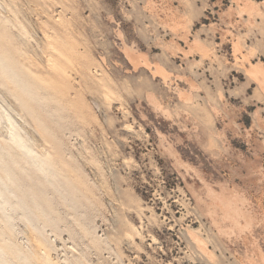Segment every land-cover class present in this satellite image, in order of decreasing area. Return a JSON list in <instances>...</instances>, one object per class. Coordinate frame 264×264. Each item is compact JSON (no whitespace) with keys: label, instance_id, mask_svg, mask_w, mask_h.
<instances>
[{"label":"rangeland","instance_id":"1","mask_svg":"<svg viewBox=\"0 0 264 264\" xmlns=\"http://www.w3.org/2000/svg\"><path fill=\"white\" fill-rule=\"evenodd\" d=\"M1 2L0 264H51L63 190L103 167L101 146L156 219L132 255L101 236L98 264H264V0ZM129 24L147 50L122 54L156 86L114 102L105 126L89 97L116 93L96 50L127 44Z\"/></svg>","mask_w":264,"mask_h":264},{"label":"clouds","instance_id":"2","mask_svg":"<svg viewBox=\"0 0 264 264\" xmlns=\"http://www.w3.org/2000/svg\"><path fill=\"white\" fill-rule=\"evenodd\" d=\"M126 31L127 44L111 42L98 45L96 50L100 63L111 73L108 78L107 73L102 70V75L107 80V85L116 93L113 95L105 90L89 97V103L105 126L114 102L123 103L125 98L134 97L141 89L156 86L148 79L150 74L139 68V61L133 62L122 54L129 44H139L141 49L147 50L136 25L129 24ZM158 53L159 49L153 48L149 54ZM191 67L173 66L172 70L177 74L176 79L183 81L186 87L190 88L192 82L201 81L198 87L207 90L210 85L202 82L203 73L197 74ZM97 151L103 167L99 170H82L73 179L71 186H66L63 190L66 200V207L61 209L63 226L58 229V235L46 241L54 254L51 264H98L96 245L101 236L105 244L117 248L124 245L132 255L136 250L135 239L138 237L143 241V232L156 219L154 216L149 217L148 225L144 224V210L139 201L129 203L127 187L119 171L104 154L102 146ZM245 168L246 165L240 164L237 172L242 175ZM200 203L198 200L194 211L201 210ZM138 217L141 218L139 228L132 223ZM109 250L105 249L106 252ZM128 264L132 262L129 261Z\"/></svg>","mask_w":264,"mask_h":264},{"label":"bare ground","instance_id":"3","mask_svg":"<svg viewBox=\"0 0 264 264\" xmlns=\"http://www.w3.org/2000/svg\"><path fill=\"white\" fill-rule=\"evenodd\" d=\"M6 11L4 10V7L2 6V2L0 3V17H2V21L4 22V23H6L7 22V17H4V14H6L5 13ZM10 18H11V16H10ZM9 85V84H8ZM2 117H4L5 118V116H3V114H1V110H0V122H2V124H4L3 122H8V123H10L11 121H10V119H7V117L5 118L6 119V121H4L3 119L4 118H2ZM1 124V123H0ZM11 125H12V123H10ZM9 125V124H8ZM2 127V126H1ZM12 127V126H11ZM14 127V126H13ZM14 130H15V128H14ZM17 132V131H16ZM18 133V132H17ZM14 137H15V134H14V132H11V138H12V140L14 139ZM20 148H22V147H20ZM29 153V152H28Z\"/></svg>","mask_w":264,"mask_h":264}]
</instances>
